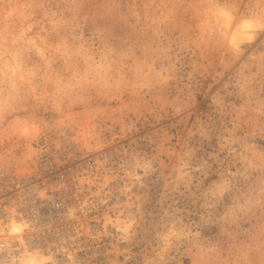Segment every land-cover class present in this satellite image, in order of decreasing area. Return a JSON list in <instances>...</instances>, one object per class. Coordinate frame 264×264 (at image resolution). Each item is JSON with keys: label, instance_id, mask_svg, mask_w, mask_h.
Segmentation results:
<instances>
[{"label": "rangeland", "instance_id": "rangeland-1", "mask_svg": "<svg viewBox=\"0 0 264 264\" xmlns=\"http://www.w3.org/2000/svg\"><path fill=\"white\" fill-rule=\"evenodd\" d=\"M43 132L96 161L113 264H264V0H0V164Z\"/></svg>", "mask_w": 264, "mask_h": 264}, {"label": "built area", "instance_id": "built-area-1", "mask_svg": "<svg viewBox=\"0 0 264 264\" xmlns=\"http://www.w3.org/2000/svg\"><path fill=\"white\" fill-rule=\"evenodd\" d=\"M0 164V262L113 264L129 238L106 204L87 193L96 161L71 136L43 132Z\"/></svg>", "mask_w": 264, "mask_h": 264}, {"label": "bare ground", "instance_id": "bare-ground-1", "mask_svg": "<svg viewBox=\"0 0 264 264\" xmlns=\"http://www.w3.org/2000/svg\"><path fill=\"white\" fill-rule=\"evenodd\" d=\"M22 264H43L41 263L35 255L27 257Z\"/></svg>", "mask_w": 264, "mask_h": 264}]
</instances>
